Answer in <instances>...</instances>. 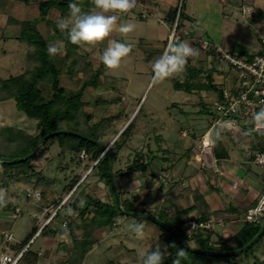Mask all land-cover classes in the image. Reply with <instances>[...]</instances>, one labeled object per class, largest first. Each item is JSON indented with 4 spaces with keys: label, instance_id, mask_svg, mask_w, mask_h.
Wrapping results in <instances>:
<instances>
[{
    "label": "crops",
    "instance_id": "0c3cea01",
    "mask_svg": "<svg viewBox=\"0 0 264 264\" xmlns=\"http://www.w3.org/2000/svg\"><path fill=\"white\" fill-rule=\"evenodd\" d=\"M8 1L10 3L6 4V8L0 5V8H2L0 9V40H16L25 44L24 55L26 62L20 68L21 72L18 75L24 73L25 69L30 65L31 40L35 34H38L48 47L50 45L57 46V42L60 41L62 42L61 51L55 56H51L52 64L54 69L58 71L60 79L83 78L84 74L82 72H79L78 76H73L75 75L74 71H71L70 75L66 72V68L77 63L84 65L89 75L98 74V79H108L109 82L114 80L112 82L114 84L120 79L122 87H119L118 94L120 99L124 101V105H122V109H119V113L120 115H128V112H125V106L128 107L130 103H125L127 99L124 91L129 86L128 79H131V76L127 72L120 76L112 74V69H107L100 61V56L107 46V40L95 47H80L71 44L67 39L66 32L58 28L59 22L62 19H67L70 14V9L68 5H64V1L60 0L58 2L61 6H53L45 18H42L40 14V18L30 19L7 15L5 12L7 9L16 8L14 7V2L15 6L23 7L20 3L18 4V0ZM178 1L137 0L134 8L127 13L121 14L117 24L121 21L130 22L135 25V29L126 35H121L118 31H114L109 38L121 40L131 46L130 53L122 59L118 67L119 69L123 66H129L134 67L135 74L144 75L152 73V64L165 51L169 43L171 31L179 19L180 11L178 9L172 10V7H175L174 3H178ZM77 2L81 3L80 6L84 12L90 11L93 7V0H77ZM21 3L25 7H34L39 11L35 0H29L25 2L26 4L24 2ZM181 11L183 15L185 14L184 20L180 18L178 21V33L183 37L181 42H187L190 46L199 49V55L189 58V62L185 65V70L182 73L171 76L173 79H184L183 83L175 82L174 87L177 89L176 91L183 94L181 101L183 108L186 109L183 115L188 117L185 119V122L190 121L189 117L194 113H191V111L195 106L194 104L198 101L200 102L199 104H203L204 106L201 105L199 109L200 106L198 105V108H195L196 114L200 115L203 120L206 119L210 123L212 122L214 127L208 128L205 132L206 134H203L201 129H197L198 131L195 129L197 131L196 134L200 133V137L202 138L209 134L213 141V133L223 127L225 132L220 130L221 132H228L235 136L232 127L215 124L217 116L213 112V107L221 99L224 90L235 91L237 85L236 73L227 62L221 60L214 52L203 51L195 46L193 39L197 38L196 35H198V37H202L222 47L229 53L246 58L259 54L262 50L260 36H264V0H184ZM240 18L245 22L243 29L239 27L238 21ZM33 24L35 25L33 26ZM171 24L172 27H170ZM28 25H31L32 28ZM200 29H203V32ZM237 32H239L242 38L236 37L235 33ZM224 43H227V49L224 47ZM138 63H142L151 72H148V70L147 72L138 70ZM73 68L76 67L73 66ZM179 84H182V86H177ZM185 84H190V87L189 85L185 86ZM142 100L143 98L137 103L139 111L135 110V126L142 113V107L140 108ZM175 105L174 103L171 106L174 107ZM172 119L173 117H171V121ZM1 126L11 125L3 124ZM165 126L159 130H165L174 137L175 130L172 129L170 132L167 127L168 125ZM181 126L184 127V122L181 123ZM216 126H219V128L217 129ZM159 130L153 129L151 131L156 132ZM218 133L220 132L218 131ZM160 136H156V142L163 141V136H161V139H158ZM193 136L191 135L190 138L181 141L182 143L177 145L179 149L176 152L177 154L170 155L171 157L169 158H165V156H169L167 154L169 150L163 151L160 145H157L156 149L162 151L158 152V156L160 153H163L164 156L161 155L150 161L151 166L146 172L139 171L131 178L116 175L120 181L121 196L123 200L131 199L135 196V192L139 191L137 198L141 200L140 205L137 206L136 202H132L137 209L141 211L146 210L149 215H154L156 218L160 217V215H166L168 219H175L177 215L184 214L187 222L196 220L205 223L208 225L207 229L199 230L193 234H188L184 231L187 237L191 238L192 244L194 243L197 247L200 239H206L207 236H210L211 243L231 250L238 244L239 237L245 229V212L255 205L264 193V167H255L256 165L252 163L253 153L258 149H264V141L254 143L251 146L252 148H250V145L247 146L246 150L248 153L247 157H245L246 159L235 156L234 146L230 141L226 143V146L224 145L225 148L222 149L224 151L218 150L215 147V143L212 142V157L207 158L199 147L196 146L198 141L193 140ZM227 136L228 134H225V137ZM235 138L238 139L237 137ZM166 142L168 145L173 146V142L176 141H171V143L170 141ZM111 166L113 167L112 164ZM150 177L151 180H147ZM142 179H146L147 183L143 182ZM13 181L11 180L8 186L4 187L0 180V203L5 202L9 205L10 208H7L14 214L23 215L26 210L30 211L29 207L23 205L19 209L16 204L15 207L17 208L13 210L12 206L14 205L11 206L12 203L5 200L6 194L11 195L13 193ZM111 188L114 191L112 186ZM25 191L19 190L22 196L25 195ZM28 194L29 192L25 196L31 195ZM147 195L150 197L149 200L146 198ZM37 219L38 225L34 227L25 240H17L13 236L12 243L8 247L4 243V239L1 238L0 256L9 250L19 251L17 249L18 246L27 241L31 237V234L38 229V232L32 238L33 240L31 239L33 242H31L26 252H30V255L24 261V264H68L67 261L59 262V260L64 255L70 254L73 250V243L71 246L67 243L62 244L63 241H60V244L53 248L50 243L51 241L55 242L57 238L51 237L48 233L40 235L49 218L46 219L45 215L40 213ZM119 220L122 224H125L123 218ZM51 225H54L53 222H51L50 227ZM184 225L185 223L181 226L183 230ZM108 230V228L100 230L103 237H105L104 233L108 232ZM162 235L163 233L160 234L159 232L153 237L156 240L155 243L153 242L154 246L159 245L165 248L164 243L160 241ZM40 238H43L41 241L42 243L44 242L43 245L34 248ZM102 242L97 241L95 247L103 246L104 243L101 244ZM154 246L151 247V250ZM120 254H122V251L118 253L119 256ZM33 256L38 257L36 262H31ZM260 256H262L263 261L264 241L261 248L253 252V257L251 256L250 259L254 260V264H258L257 261L260 259Z\"/></svg>",
    "mask_w": 264,
    "mask_h": 264
},
{
    "label": "rangeland",
    "instance_id": "374dc122",
    "mask_svg": "<svg viewBox=\"0 0 264 264\" xmlns=\"http://www.w3.org/2000/svg\"><path fill=\"white\" fill-rule=\"evenodd\" d=\"M1 1L2 3H0V5L5 6L3 8H6V4L10 3V1L8 0ZM21 2L23 1H19L18 4L20 3L21 5H23V7H20L18 5L15 6L14 2V7L16 8L7 9L5 11L6 14L9 16H16L25 19L40 18V11H38L37 8L25 7ZM183 3L184 0H179L178 3H174L175 7H172V10L174 11L175 9H178V11H181ZM184 16L185 14L182 17V20H184ZM238 22L239 27H242L243 29L245 27V22L243 21V19L240 18ZM34 25L35 24H33V26ZM170 27H172V24ZM202 30L200 29V31ZM235 34L237 38L241 37L239 32ZM196 36L198 37V35ZM224 47H227V43H224ZM24 48L25 44L19 41L0 40V78H8L11 75H18L21 72L20 68H22V65L24 66L26 62ZM138 65V70L147 72L148 69L145 68L142 63H138ZM124 67L125 66H123L121 69H112L111 73L118 76L123 75L125 72L130 73L131 79H128L129 86L127 87V89L125 88L126 90L124 91V95L127 99L125 103H130L128 107L125 106V112H128V115H120L119 113V109H122V105H124V101L120 99V96L118 94L119 87H122L120 79L119 81H116L115 84L109 82L108 79H97L95 85L87 86L85 88L84 94L81 98V102L86 106V113L94 115V118L91 120L90 125H95L103 118L115 116L113 123L109 125L108 132L104 137V143L106 144V146L103 154L107 153L110 150L116 155L113 182L115 188L118 189L119 192L121 190L119 184L120 181L118 180L119 177H117L116 175H119V171L128 169V167L135 161V159L137 157L139 158V155L142 154V152L147 156L149 150H152L153 153L155 152L156 154H154V157H159L161 155H164L163 153H160V155L158 156V152H160L161 150H169V152L167 153L169 156H165V158H169L171 157L170 155L175 154L177 150H179L177 148V145H180L182 143L181 141H183L184 139L190 138L191 135H194L193 140H195L196 142L198 141L196 146H199V141L201 142L202 137H200V133L196 134L198 131L197 129H201L204 134L208 130V128L214 127V124L212 122L210 123V121H207L206 119L203 120L200 115L196 114L197 112L195 108H198V105L200 106L199 109L201 108V105L204 106L203 104H199L200 102L198 101L196 102V104H194L195 106L193 107V110H190L191 113L194 112L192 113L193 115L189 117L190 121L185 122V119H187L188 117H185L183 115V113L186 112V109L183 108L181 101L183 94L182 92L176 91L177 89H175L174 87L175 82L183 83L184 79H173L169 77L164 81L154 83L151 79L152 73H146L144 75L135 74L134 67ZM149 71L150 70H148V72ZM82 80L83 79H80L79 81L78 79H61L63 87H66L68 90L73 91L74 93L78 92V89H80L82 85L80 81ZM113 81L114 80H112V82ZM47 82L49 81L42 80L40 82L41 87H44V85H47L46 87H48L49 85ZM115 85H117L118 87H116ZM188 85L190 87V84ZM188 85L185 84V86ZM142 98L143 100L140 106V108L142 107V113L137 120L136 126L134 127L131 135H129V139L125 140L123 138L122 140H120V134L128 127V125L132 121L135 120V110L138 108L137 103ZM174 103L176 105L172 107L171 105H173ZM152 112L154 113L152 114ZM171 117H173L172 121ZM183 122L184 127L181 126V123ZM0 124L21 128L22 130L32 135H37L40 132L38 126L39 123L36 120L27 118L23 112H20L17 109L15 101L13 99L0 103ZM165 125H168L167 127L169 128L170 132L172 129L175 130L174 137L173 135H170L171 133H168L165 130H159L162 129ZM216 128L218 129L219 126H216ZM153 129H157L159 131H151ZM220 130H223V132H225L223 127H221ZM220 130L218 131L221 134L218 133L217 130L213 133V141H215V147L220 151H224L222 150L223 148H225L224 145L226 146V143L230 141L234 146L235 156L242 158L247 157V146L250 145V148H252L251 146L254 143H260L261 141H264V137H262L261 135L250 134L243 136V138L236 139L232 134H229L228 132L223 133ZM225 134H228V136L225 137ZM157 135H161L164 137L163 141L160 140L161 143L156 142ZM161 136L158 137V139H161ZM166 141H170V143L171 141L176 142H173V146H171L168 145ZM178 141L180 142L179 144ZM118 144H121V146H119ZM157 145H160L161 150L158 151V149H156ZM59 153V145L57 142L53 141L49 144H46L32 159L31 162L33 173L39 176L45 175L51 180H56V183L52 184V188H54L61 195L59 206L55 207L50 205V203L52 204L53 199L54 202L59 200V198L57 197H50L49 200L46 199V201L42 199V195L44 194H42V190L40 188L41 185L39 183H36V180L32 178L33 176L31 173H29V175L24 178L14 180L12 182V184H14V188H12L13 193L11 195H5L6 202H11V206L14 205L12 206L13 210L17 208L15 207V205L17 204L16 206H18L19 209H21V207L25 205L26 207H29L28 209H30V211L26 210L23 215H17V213L14 214L9 209L5 210V207L0 205V241L1 238L3 239L2 235H4L5 232L11 233L17 240H25L27 236L32 232L34 227L38 225V215L40 213H43L46 219L50 218L54 214L56 215L54 219L55 221H53L54 225H51L50 227V231L55 234L49 233V235L57 239L55 242L51 241V246L54 248L56 245L60 244V241H63L62 244L67 243L72 246L74 236L79 237L82 235L79 227H83V223H87L94 217V209L91 208L92 213H90L87 218L81 219L79 218L77 213L70 214L68 212V209L70 208L69 206L75 200L90 201L99 199L106 203H113V193L110 187L106 183L99 182L98 177L96 176L95 171H92V168L86 170L83 163L70 164L67 160L65 161L66 164L65 162L58 164V161L56 159ZM80 158H83L82 155ZM64 164L66 166H63ZM76 178H79L76 187L68 192L67 187ZM149 179L151 180V177L147 180ZM142 180L143 182L147 183L146 179ZM172 188H174V186H172ZM20 189L26 190L25 195H27L28 192L31 195L22 196V194L19 192ZM130 189L132 190V188ZM138 195L139 191H136L135 196L129 199L136 202V204H138L137 206H139L141 203V200L137 198ZM146 198L149 200V195H147ZM136 214L143 213L139 212ZM137 220L138 219L135 217L125 215V217H123V221L125 222V224H122L120 220L117 221L113 228H109L110 231L108 230V232L104 233L105 237H103L101 233L102 231H100L102 229L93 232V229L91 228L92 230L90 231L91 233H93V237L96 239V241H103L101 244L104 243V245L98 248L95 247L93 251L86 257L84 264H108L110 261L119 262L120 264H140V255L151 250V247L154 246V243L156 241L153 239V237L159 232L160 234H162L163 230L160 229L156 223L147 219H142L141 224L145 226V236L143 239H138L130 228L132 224L138 223ZM64 222H68L67 228L70 224H72V229H67V235H64ZM42 240L43 238H40L34 248H38V246L43 245L44 242L42 243ZM263 241L264 239L255 246L253 252L258 251L261 248ZM6 245H8V247L10 246V244ZM192 246L196 247L194 243L192 244L191 242V247ZM120 251H122V254H120L119 256L118 253ZM68 258L69 254L67 256L64 255L62 258L63 260L60 259L59 262L68 261ZM250 258L251 256L244 258L245 261L242 262V264H254V260ZM262 262L264 263V260L262 261V256H260V259L257 261V263L263 264ZM226 263L227 261L222 262V264ZM202 264L211 263L205 262Z\"/></svg>",
    "mask_w": 264,
    "mask_h": 264
},
{
    "label": "trees",
    "instance_id": "16d2710c",
    "mask_svg": "<svg viewBox=\"0 0 264 264\" xmlns=\"http://www.w3.org/2000/svg\"><path fill=\"white\" fill-rule=\"evenodd\" d=\"M18 1L28 2L29 0ZM35 1L37 2L42 18H45L48 15L53 6H61L58 3L60 0ZM61 1H64V5H68L71 0ZM179 16L180 18L183 17L182 11H180ZM28 26L32 28L31 25ZM47 49L48 46L46 43L38 34H35L31 40L32 52L30 56V65H28L24 73L11 76L8 79H0V102L13 99L20 112H23L27 118L36 120L39 123L38 126L40 130L39 134L32 135L16 127L0 125V180L2 181V185L7 187L11 180L24 178L31 173L33 176L32 178L36 180V183H39L42 186H40L42 194H44L42 195V199L46 201V199L49 200L50 197H57L59 198L58 201L54 202L53 199L52 204L49 203L55 207L59 206L61 195L52 188V184L56 183V180H51L45 175H36L33 173L31 167L32 159L46 144L53 141L57 142L60 148V153L57 155L56 159L58 164L65 162L66 160L69 161L70 164L83 163L86 170L92 168V171H95L99 182L106 183L110 187L113 193V203H106L99 199L90 201L75 200L69 206L73 210V213H77L81 219L87 218L89 214L92 213L91 208L94 209V217L87 223H83V227H79L82 235L79 237L74 236L73 250L70 252L67 261L68 264H83L87 255L97 244V241L90 230L93 229V232H95L102 228H113L118 219L125 217L124 212L148 213L146 210L141 211L137 209L132 200H123L121 193L116 189L115 191L119 199L118 205L115 198V191L111 188V182L114 184L113 173L116 155L110 150L105 154L103 153L106 146L104 143V137L108 132L109 125L113 123L115 116L103 118L95 125H90L94 115L86 113V106L81 102L85 88L87 86L95 85L99 75H89V72L84 65L79 63L71 65L70 62L71 67L66 68V72H68L69 75L71 74V71H74L75 75L73 76H78L79 72L84 74V77L81 78L83 80L80 81L82 84L80 89H78V92L74 93L66 87H63L59 73L54 69L51 56L48 54ZM73 66L76 68H73ZM42 80H48L49 82L47 83L49 86L46 87L47 85H44V87H41L40 82ZM79 80L80 79H78V81ZM110 82L112 83V81ZM115 86L118 87L117 85ZM177 86L181 87L182 84ZM134 127L135 121H132L120 134L119 139H129V135H131ZM56 132L63 133L45 139L46 136ZM41 141L42 143L40 144ZM119 146H121V144ZM33 153L35 154L27 159V157ZM82 153L85 155L82 156L83 158H80ZM155 158L152 150H149L147 156L142 152V154L139 155V158L137 157L128 169L119 171V175L124 178H131L139 171L146 172L151 165L150 161H153ZM65 164L63 166H66ZM111 164L113 165L112 169ZM78 180L79 178H76L70 183L67 187L68 192L76 187ZM5 204V202L0 203L1 206L5 207V210L10 208L9 205ZM137 219L138 222H141L142 220L140 218ZM158 219L177 230L191 246V238L187 237L181 227L187 222L184 214L177 215L175 219H168L166 215H160ZM50 224L42 229L40 235H46L47 233L55 234L50 231ZM157 226L163 230V235L160 237V241L164 243L165 248H161L167 249L168 252L164 264H173V261L176 259V252L179 249H183L186 252L185 256L180 257L181 262L185 264H202L205 262L222 264L224 261H227L226 264H242V262L245 261L244 258L253 255L252 252L255 246L264 238L263 236L253 248L241 255L214 257L193 253L181 245L177 238L165 227ZM263 226L264 219L263 222L259 224L245 222V229L239 237L238 244L231 250L211 243L210 236H207L206 239H200L197 247H192L203 251L217 252L239 250L247 246L259 234ZM69 228L72 229V224H70L67 229ZM37 232L38 229L31 234V237H29L27 241L19 245L17 249L21 250L26 247ZM29 255L30 252L25 253L19 264H24V261ZM37 258V256H33L31 258L32 260H30L31 262H36ZM108 264L120 263L111 261Z\"/></svg>",
    "mask_w": 264,
    "mask_h": 264
},
{
    "label": "clouds",
    "instance_id": "9594fccd",
    "mask_svg": "<svg viewBox=\"0 0 264 264\" xmlns=\"http://www.w3.org/2000/svg\"><path fill=\"white\" fill-rule=\"evenodd\" d=\"M137 0H93V7L90 11L84 12L77 0H71L68 4L70 14L67 19H62L58 28L65 31L67 39L71 44L80 47H95L108 41L104 48L100 61L107 69L119 67L123 58L131 51V46L117 39H109L114 31L121 35L131 33L135 25L130 22L121 21L120 16L129 12L136 6ZM62 42L58 41L57 46H49L47 51L50 56H55L61 51ZM199 49L190 46L187 42L169 41L165 51L152 64L153 82L164 81L165 79L180 74L185 70L189 58L197 57ZM253 121L257 128H264V109H260L253 115ZM213 143L215 141H212ZM70 214H74L71 208ZM64 235H67V225ZM132 232L138 239L145 236V226L135 223L130 226ZM168 255L167 249H162L159 245L151 251L140 255V264H164ZM186 255L183 249L176 252V259L173 264H182L180 257Z\"/></svg>",
    "mask_w": 264,
    "mask_h": 264
},
{
    "label": "built area",
    "instance_id": "2783aa9c",
    "mask_svg": "<svg viewBox=\"0 0 264 264\" xmlns=\"http://www.w3.org/2000/svg\"><path fill=\"white\" fill-rule=\"evenodd\" d=\"M178 21H176L169 41L180 42L182 36L178 33ZM194 45L203 51H212L217 54L221 60L227 62L236 73L237 85L234 92L224 90L221 99L215 103L213 112L217 119L215 124H223L232 127L233 134L237 138H243L245 135L255 134L264 137V128H257L253 115L260 109H264V36H260L262 50L259 54L253 55L251 58L242 57L225 51L210 41L197 37L193 39ZM242 125V126H241ZM244 128V129H243ZM202 153L211 158V150L213 143L210 135H205L199 144ZM85 154L83 153L82 156ZM252 163L259 167H264V149H258L252 155ZM55 214L52 215L44 227L53 222ZM264 219V193L258 202L250 207L244 214L246 223L259 224ZM63 225L68 226V222ZM43 227V228H44ZM208 225L190 220L184 225V231L193 234L202 229H207ZM4 243L10 244L13 235L9 232L3 235ZM33 240V239H32ZM29 244L19 251L9 250L0 256V264H19L25 253L28 251Z\"/></svg>",
    "mask_w": 264,
    "mask_h": 264
},
{
    "label": "water",
    "instance_id": "95a60500",
    "mask_svg": "<svg viewBox=\"0 0 264 264\" xmlns=\"http://www.w3.org/2000/svg\"><path fill=\"white\" fill-rule=\"evenodd\" d=\"M62 133L63 132H56L54 134L46 136L45 139H48V138H50V137H52L54 135H59V134H62ZM91 141H93V140H91ZM93 142H95V141H93ZM41 143H42V141L40 142V144ZM95 143H97V142H95ZM34 154L35 153H33L32 155L28 156L27 159L31 158ZM111 184H112V187H113V189L115 191L114 184L112 182H111ZM115 198H116L117 204L119 205V199H118V195H117L116 191H115ZM124 214L128 215V216L135 217V218L147 219V220H150V221L156 223L157 225H159L161 227H165L168 231H170L177 238V240L181 243V245H183L186 249L192 251L193 253L199 254V255H207V256H214V257L238 256V255L243 254L244 252H247L249 249L253 248V246L256 245L259 242V240L264 236V226H263V228L261 229L259 234L247 246H245L242 249L234 250V251H227V252L203 251V250L192 248L187 243V241L180 235V233L177 230H175L173 227L169 226L165 222L161 221L160 219H158V218H156V217H154L152 215H149V214H136V213H128V212H124Z\"/></svg>",
    "mask_w": 264,
    "mask_h": 264
}]
</instances>
